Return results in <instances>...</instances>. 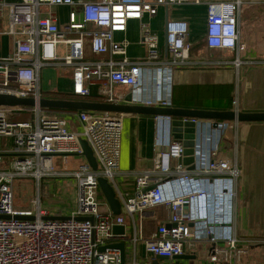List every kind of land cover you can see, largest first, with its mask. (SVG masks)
Masks as SVG:
<instances>
[{
  "label": "built area",
  "instance_id": "2783aa9c",
  "mask_svg": "<svg viewBox=\"0 0 264 264\" xmlns=\"http://www.w3.org/2000/svg\"><path fill=\"white\" fill-rule=\"evenodd\" d=\"M187 2L207 4L203 37L206 47L236 52L232 60L204 64H232L238 71L245 64L237 55L244 49L239 43L241 0H0V17L6 13L7 19V27L0 29V35L13 39L11 53L0 57V93L30 97L34 102L30 106H0V138L11 139L9 149H0V264H121L118 249L99 250L116 237L112 226L123 224L124 215L101 209L98 178H105L116 189L114 176L125 113L47 112L39 105L41 98H48L41 91L40 70L45 66L70 67L71 93L75 97L89 96L90 85L97 84L103 101L127 103V94L117 90L121 86L132 94L134 103L169 107L171 86L167 87L166 97L165 74L172 81L176 69L192 65L186 40L188 27L185 21H167L163 49L143 17H153L159 6ZM61 6L69 10L66 22L60 26L52 9ZM131 20L139 22V42L145 47L140 58L128 56L126 38H115L126 32ZM87 46L92 54L107 58L88 59ZM250 64L264 67V61ZM10 83H15L16 88H10ZM146 89H151L153 95L142 103L140 92ZM232 103L233 109L238 110L237 100ZM27 107L35 113L33 121L10 120ZM171 119L156 116L155 156L150 167L136 175L134 194L127 198L117 196L121 211L132 217L158 205L167 208L165 221L143 240L145 250L154 256L176 257L183 253L185 245L191 246L210 235L209 241L220 246L210 260L216 261L221 255L227 264H239L245 250L239 246L232 210L237 201L240 170L220 147L225 129L236 130L238 123L219 122L213 127L211 121L191 119L197 123V136L194 168L188 170L182 162L184 147L172 136ZM70 121L76 127H71ZM199 134L210 145L203 148ZM79 139L87 141L97 168L92 169L84 159L73 170H58L55 157L60 156L64 165L69 158L82 157ZM23 176L37 181L38 194L32 209L18 210L14 208L13 180ZM57 177L65 178L61 185L64 198H72L68 214L59 207L49 209L51 200L43 203L40 196L43 181V194L54 195L50 181ZM55 215L69 218H46ZM219 222L228 223L220 232L214 227ZM130 240L135 246L136 233Z\"/></svg>",
  "mask_w": 264,
  "mask_h": 264
},
{
  "label": "crops",
  "instance_id": "0c3cea01",
  "mask_svg": "<svg viewBox=\"0 0 264 264\" xmlns=\"http://www.w3.org/2000/svg\"><path fill=\"white\" fill-rule=\"evenodd\" d=\"M213 1L232 2L233 0ZM68 10L69 7L63 6L52 9L57 14L60 26L66 22ZM206 12V3L194 4L187 2L167 7L159 6L153 17H148L147 15L143 17V21L147 22L151 31L157 35L159 45L163 49L165 46V25L167 21H185L188 27L186 40L190 46L189 61L192 65L176 69L172 76V81H169L171 77L167 78L168 85L171 86V106L194 109H229L225 108V105H220L226 103L227 100L222 99L225 96L220 99L221 95L218 94V91L226 87L232 96V91L235 89L238 79L240 87L241 83L243 87L240 93L241 96L252 87L253 83H255L254 81L258 85V100L247 101L246 105H244L242 102L244 98L241 97L238 110L264 111V67L250 64L264 61V0H241L238 16L239 43L244 45V49L237 55L245 64L240 67L237 73L232 64L224 67H211L204 64L206 63L204 61L205 53L210 50L203 44ZM6 27L7 19L6 13H4L0 17V29H6ZM115 38L118 40L126 38L129 41L127 46L129 57L140 58L144 56L145 47L139 42L138 21H129L126 32L116 34ZM12 49L13 39L8 35L1 34L0 57L9 55ZM85 53L88 59L107 58L105 55L92 54L88 46ZM229 55H232V57L226 58V60L234 59L236 52L231 51ZM207 62L211 61L208 60ZM248 65L252 67H247ZM97 87V84L90 85V90L94 92L95 98L86 100L101 101L97 98ZM117 90L125 94L128 93V89L125 87L119 86ZM70 92L66 90V92L59 91L58 93ZM140 94L141 102L144 103L145 100L152 97L153 92L151 89H146ZM165 95L166 97L168 95L167 88ZM47 97L50 96L47 95ZM230 109H233V107ZM63 114L69 115L70 113L66 112ZM156 116L126 113L122 117L120 155L114 176L116 196L118 197L121 195L123 198H127L133 195L136 175L150 167L155 156ZM201 122L203 123L205 120ZM70 126L76 127L75 122L70 121ZM235 132L236 136L234 139L233 135L231 139L224 138L223 140L222 137L220 147L226 157L235 160L240 170V176L237 181V201L232 210L233 225L240 239L239 246H242L245 250L239 264H264V122L238 123ZM199 136L202 137L200 134ZM201 137L200 142H202V147L205 148L209 143L207 144ZM233 146H236V154L234 155ZM10 147L11 139L0 138V149L7 150ZM76 157V159L69 158L66 165L63 164L62 167H57V169H75L78 163L85 159L83 156ZM64 179L57 177L50 181L55 191H57L58 186L61 187ZM69 181L73 184L72 180ZM71 192H73L72 188H70ZM71 199V196H68L70 204ZM100 201L103 203L101 206L103 211L110 210L105 200ZM121 214L124 215V223L121 225L125 226V233L129 235L125 264H153L155 256L145 250L143 240L149 238L156 231L157 226L165 221L167 208L164 205H158L146 209L141 215L134 213L132 217L123 211H121ZM224 225L226 226L228 223L219 222L214 227L220 232ZM133 233H136L138 238L135 246L132 245L130 240ZM117 235L109 243L121 241V238ZM209 238L210 235H207V237L195 241L191 246L185 245L180 256L159 259L157 264H227L221 255L216 261L210 260V256L216 252L215 248L220 246L209 241Z\"/></svg>",
  "mask_w": 264,
  "mask_h": 264
},
{
  "label": "water",
  "instance_id": "95a60500",
  "mask_svg": "<svg viewBox=\"0 0 264 264\" xmlns=\"http://www.w3.org/2000/svg\"><path fill=\"white\" fill-rule=\"evenodd\" d=\"M132 94L130 92L125 96L127 103H113L105 101H89V100H70V99H52L41 98L39 105L43 108L66 109V110H92L102 112H119V113H138L148 115H164L172 118V136L174 139L180 140L184 150L182 162L187 166V169L194 168V153L197 136V123L191 121H211L213 127H217L219 122H264V111H241L236 109H194L185 107H160L147 106L141 103L132 102ZM32 99L18 98L12 94L0 93V106H16V105H33ZM81 147V155L92 169L97 168V162L93 156L92 150L85 139H79ZM98 187L102 193L105 202L110 211L117 215L121 212V202L116 196V192L112 185L103 177L98 178ZM8 217V216H5ZM16 218H29L32 216L16 215ZM49 219H67L69 216L55 215L47 216ZM86 217H76L82 220ZM112 232L120 235L121 241L107 243L100 246L99 250L104 251L106 248H116L120 253V262L125 264L127 243L129 235L125 233L124 225H113ZM180 256V255H178ZM166 257L155 256L153 264H157L159 259Z\"/></svg>",
  "mask_w": 264,
  "mask_h": 264
},
{
  "label": "rangeland",
  "instance_id": "374dc122",
  "mask_svg": "<svg viewBox=\"0 0 264 264\" xmlns=\"http://www.w3.org/2000/svg\"><path fill=\"white\" fill-rule=\"evenodd\" d=\"M229 52H231L230 50L227 51H218V50H208L205 53V58L204 61H212V60H223V59H228L229 57L231 58L232 55H229ZM228 55V56H226ZM206 59V60H205ZM243 66V65H242ZM247 67H252L251 65H248ZM237 73V70H236ZM264 76V74H263ZM252 77V76H251ZM263 79V78H262ZM255 80V79H254ZM253 80V81H254ZM256 83V81H254ZM236 83V81H235ZM253 83L252 87L250 89H248V91L244 94H242L241 96V90H242V83H241V87L240 84L238 82L237 79V83L235 85V89L232 91V98L237 100L238 102V106L240 105V100L241 97L244 98L242 99V102L244 105H246L247 101H257V84ZM264 84V81H263ZM40 87H41V91L43 93L47 92L49 94V92L51 90L57 91V92H67L71 91L72 89V77H71V68L67 67V66H61V67H55V66H45L40 70ZM264 87V85H263ZM225 89V88H224ZM231 97V95H230ZM26 99H31L30 97H27ZM224 99L227 100L226 103L224 104H220V105H225V106H229L230 101L229 98H227L226 96L224 97ZM217 104V103H215ZM231 105V104H230ZM232 107H234V104L232 103ZM35 118V113L27 108L21 112L15 113L14 115H12L10 117L11 121H33V119ZM228 124H232V123H228ZM236 130L231 129V128H226L225 131L223 132V134L221 135L225 139H231V136L233 135V139L236 136ZM222 140V139H221ZM7 141V140H6ZM236 146H233V155L236 154ZM61 157L58 156L57 158H55V166L57 167H62V163H61ZM73 158H77V157H73ZM45 181H43L40 184L39 190L42 191V194L40 193L41 199L43 201V203L45 201H47L48 199L51 200V203H49V205L47 206L49 209L51 208H55V207H59V209L65 213L68 214L69 213V207L68 205H70V200L64 198L63 196V191L61 187L58 186L57 191L54 192V195L52 196H46L45 194H43V185H44ZM43 184V185H42ZM69 183L67 182V185ZM52 188L54 189V187L52 186ZM58 189H60L58 191ZM60 193V194H58ZM101 193V192H100ZM13 194H14V208L18 209V210H25V209H32L33 207V201L36 198L37 194H38V188H37V181L35 179H33L32 177H16L13 180ZM47 197V198H46ZM98 199L99 200H105L102 193L98 195Z\"/></svg>",
  "mask_w": 264,
  "mask_h": 264
},
{
  "label": "trees",
  "instance_id": "16d2710c",
  "mask_svg": "<svg viewBox=\"0 0 264 264\" xmlns=\"http://www.w3.org/2000/svg\"><path fill=\"white\" fill-rule=\"evenodd\" d=\"M203 44L204 46L206 47V44L205 42L203 41ZM207 48V47H206ZM189 54H190V49H189ZM9 87L10 88H16V84L15 83H10L9 84ZM225 88V89H224ZM45 95H48L50 97L48 98H52V99H80V100H86V99H89V98H95L94 96V92L91 91L90 95L87 96V97H84V98H75V96L70 92V93H58V92H55V91H51L49 92V94L47 92L44 93ZM218 94L221 95L220 96V99L224 96H227V98H229V101H230V104L229 106H226L225 108H231L232 107V102H233V98L232 96L230 97V91L228 88L226 87H223L220 91H218ZM99 100L103 101L102 97L98 95L97 97ZM224 99V98H222ZM29 108V107H27ZM47 112H50V113H57V114H62V113H73L75 112V110H66V109H54V108H44ZM101 194L100 193V190L98 191V195Z\"/></svg>",
  "mask_w": 264,
  "mask_h": 264
},
{
  "label": "bare ground",
  "instance_id": "6f19581e",
  "mask_svg": "<svg viewBox=\"0 0 264 264\" xmlns=\"http://www.w3.org/2000/svg\"><path fill=\"white\" fill-rule=\"evenodd\" d=\"M165 76H167V77H165L166 80L163 83L165 84V88H167L169 86L168 85V79L167 78H169V77H168V74H165ZM158 78L159 77L157 76V79ZM161 80H162V76H161V79H160V83H161V87H162L163 84H162V81ZM166 85H167V87H166Z\"/></svg>",
  "mask_w": 264,
  "mask_h": 264
}]
</instances>
